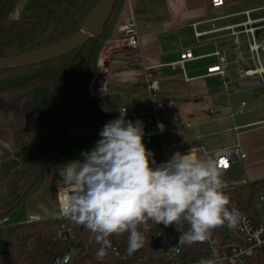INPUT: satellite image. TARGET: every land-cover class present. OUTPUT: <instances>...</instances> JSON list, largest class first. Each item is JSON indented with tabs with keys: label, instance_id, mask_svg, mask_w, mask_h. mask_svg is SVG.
I'll use <instances>...</instances> for the list:
<instances>
[{
	"label": "crops",
	"instance_id": "crops-1",
	"mask_svg": "<svg viewBox=\"0 0 264 264\" xmlns=\"http://www.w3.org/2000/svg\"><path fill=\"white\" fill-rule=\"evenodd\" d=\"M131 9L140 36L139 47L130 50H115L106 58H101L95 74L99 93L91 96L87 89L82 92L64 137L54 153L47 174L38 189L21 208L23 213L18 211V214L12 215L8 218L9 223L11 219L21 223L30 216L48 218L59 213L56 194L57 189L63 186V183L59 182L61 179L60 166L76 159H82L81 153L91 150L96 141L100 139L99 133L91 134L83 129L82 119L90 110L93 100L111 94H119L122 102L136 112L135 116L129 118L130 120L143 121L145 131L143 142L150 151L154 152V160L157 163L165 162L166 155H173V152L168 150L170 144L164 141V136L184 130L174 128L176 122L174 119L165 120V116L163 117L165 111L178 108V116L184 117V120L180 117L179 122L188 119L185 121L187 129L196 128L195 134L187 139L188 142L219 134L221 130L213 129L216 125L224 124V130H222L224 133H237L236 143L219 147L209 144L206 146L201 143L193 146L187 145L180 152L194 148L213 151L240 143L245 149L247 158L233 164L229 172L237 169L235 175L240 179L230 186L264 179V118L232 125L230 121L236 117L237 113L231 112L229 101L221 103L222 96L231 98L233 94L252 90L232 93L231 96L224 93L223 82L234 81L233 87L237 86L233 42L231 38L223 37L216 46L218 34L199 40L195 36L193 24L198 23L197 30L201 32L210 30L213 22L219 26L218 22L221 17H207V11L214 10L209 1L131 0ZM128 16V6L124 4L120 7L106 40L118 38L117 27ZM187 50L192 51L193 59L186 60L182 66L174 67L173 64H178L181 61V54ZM217 50L225 56L229 64L224 78L207 74V69L218 62L215 55ZM149 79L160 80V90L155 97L148 89ZM49 98L50 91L44 87L13 95H0V138L11 145L9 152L16 151L15 136L18 132L34 130L42 126ZM158 102H172L174 106L172 109H165L154 114L151 107ZM206 110L210 111V115L204 117L200 112ZM196 111L198 114L195 115ZM188 112H192L195 116L192 119L191 117L186 118ZM161 124L165 127L164 132H161L158 127ZM205 127L208 131L200 130ZM249 128H251L249 132L238 133L241 129ZM185 132L189 131L185 130ZM17 162L16 155L4 158L0 148V185ZM240 167L241 170L238 169Z\"/></svg>",
	"mask_w": 264,
	"mask_h": 264
},
{
	"label": "trees",
	"instance_id": "trees-1",
	"mask_svg": "<svg viewBox=\"0 0 264 264\" xmlns=\"http://www.w3.org/2000/svg\"><path fill=\"white\" fill-rule=\"evenodd\" d=\"M101 0H26L20 15L12 17L20 0H0V59L39 51L61 43L79 33L83 22ZM122 0H118L109 23L96 37L74 52L57 60L27 68L0 72V95H13L37 87L50 91L44 121L38 129L18 132L15 136L16 151L4 149L3 157L16 155L18 162L0 185V222L21 210L27 199L43 181L55 151L60 145L77 101L94 75L95 63L102 41L116 19ZM119 94H111L91 102L90 110L83 116L82 127L91 134L99 133L103 126L117 118L121 107H126ZM131 116L127 115V119ZM0 140H2L0 138ZM232 207L260 219L255 207L257 195L264 191V179L246 182L222 189ZM73 224L58 215L42 218L34 223L0 225V264H52L55 257L66 252L55 241L61 223ZM187 224L165 227L149 222L141 249L126 255L121 242L123 234H113L109 239L111 249L102 259L96 258L100 245L92 232L76 224L78 254L74 264H166L160 248L169 246L176 233L186 231ZM226 226L212 230L215 245L204 243L184 245L183 260L196 263L218 252L228 243ZM231 239H235L232 235ZM123 253L116 255L114 247ZM264 264V251L250 261ZM223 264H228L224 263Z\"/></svg>",
	"mask_w": 264,
	"mask_h": 264
},
{
	"label": "clouds",
	"instance_id": "clouds-1",
	"mask_svg": "<svg viewBox=\"0 0 264 264\" xmlns=\"http://www.w3.org/2000/svg\"><path fill=\"white\" fill-rule=\"evenodd\" d=\"M117 111L120 115L103 126L93 148L81 153L82 159L60 166L59 173L65 186L64 192L58 190L59 210L94 234L100 245L98 260L111 249L113 234L127 233L126 255L137 252L149 222L165 227L187 224L177 248L198 242L214 246L212 230L238 226L243 214L227 207L217 159L190 149L157 163L143 142V121L127 119V107ZM158 127L164 130V125ZM0 146L11 151L6 141L0 140ZM67 261L65 257L57 264ZM198 264H223V258L214 250Z\"/></svg>",
	"mask_w": 264,
	"mask_h": 264
},
{
	"label": "built area",
	"instance_id": "built-area-1",
	"mask_svg": "<svg viewBox=\"0 0 264 264\" xmlns=\"http://www.w3.org/2000/svg\"><path fill=\"white\" fill-rule=\"evenodd\" d=\"M211 8L218 9L226 6L230 0H208ZM126 4L129 10V16L122 22L120 26L117 27V32L121 35V39H111L108 41L113 44V47L118 50L126 49H136L140 45V36L137 31L136 19L131 9V0H126ZM252 11H246L243 14L246 15L247 19L240 23L228 24L224 26H216L212 24V28L208 31H198V23L193 24L195 30L196 38L202 39L209 35L218 34L217 42L215 45L218 46L219 40L223 37L231 38L234 45V54H235V63L237 68V78L236 87H233L234 81L223 82V90L227 96H231L232 93L241 92L248 89H253L258 86L264 87V64L261 60L260 53H264V17L252 19L250 17ZM242 35L246 36L247 40V54L241 49L242 44ZM258 38H262L258 42ZM107 49V48H106ZM103 52V51H102ZM105 52V51H104ZM104 54V53H103ZM215 55L218 58V62L211 65L207 69V74L210 75H219L222 78L225 76V72L228 67V62L226 61L225 56L217 50ZM104 55L100 56L103 58ZM193 59L192 51H185L181 54V61L178 64H173L174 67L177 65L182 66L186 60ZM158 70L159 68H155ZM97 78L95 76L89 83L87 90L91 96H95L99 93L97 89ZM148 89L153 93L154 97L158 94L160 90V80L158 79H149L147 81ZM156 99V98H155ZM174 104L172 102H158L154 103L151 107V110L154 114H157L165 109H172ZM127 107V115L135 116L136 112ZM161 131V130H160ZM165 131L164 130L161 132ZM194 152L201 157L212 156L217 159L219 162L220 169L222 171V179L227 177V172H229L233 164L236 162H241L247 158V154L243 146L239 143L232 147H222L213 151H208L205 148H194ZM183 151L182 153H187ZM172 155H166L165 161H167ZM221 161H226V166L221 164ZM58 190L64 192L65 186H60L57 189V204L59 209L58 202ZM256 210L259 212L260 219L258 220L251 214H248L244 211H241L243 214L238 226L232 231H227L228 243L225 247L221 248L217 253L223 258L224 263L228 264H251L250 261L253 258H256L261 251H264V191L260 192L255 200ZM58 216L61 218L64 217L60 210ZM42 218L37 216H30L26 223H34L41 221ZM68 219V218H67ZM23 223V222H21ZM9 224L8 218L0 222V225ZM11 225V224H10ZM76 224L70 223H61L59 224L55 241L60 242L66 252L62 255H59L54 258L52 264H57V261H63L65 257L68 258L67 264H74L75 257L78 254V249L76 242L78 235L75 230ZM179 230L172 243L169 246L164 245L160 248L162 256L166 259V264H198L188 263L183 260V246L177 248L178 240L182 234ZM234 236L235 239H231V236ZM212 238L214 234L212 233ZM123 246H127V233L123 234L121 238ZM207 247H210L208 242H203ZM116 255L122 254L123 249L119 246L114 247Z\"/></svg>",
	"mask_w": 264,
	"mask_h": 264
},
{
	"label": "rangeland",
	"instance_id": "rangeland-1",
	"mask_svg": "<svg viewBox=\"0 0 264 264\" xmlns=\"http://www.w3.org/2000/svg\"><path fill=\"white\" fill-rule=\"evenodd\" d=\"M25 1L26 0H20L18 6L16 7L15 11L12 14V17L17 18L20 15ZM124 4H126V0H122L119 6V9ZM119 9H118V12H119ZM245 11H253L250 15L252 19L264 17V0H231L230 3H228L224 7L214 9L211 11H207V17H211V18L221 17L220 21L218 22V25L224 26V25H228L232 23L245 21L247 17L246 15L241 13ZM227 16H231V17H227ZM118 38L121 39L120 34L118 35ZM261 39L262 38H258V42H260ZM110 40L111 39L109 38L108 40L104 39L102 41L101 48L97 55L93 77L97 73L99 63H100V56L104 55V58H106L113 51L118 50L113 47L112 43L108 42ZM246 42H247L246 36L242 35L241 49L247 54L246 51L248 49V46ZM260 55H261V60L264 64V53L261 52ZM233 77H235V75H233ZM89 83L87 84L86 89ZM227 101H229V104L231 105V112L237 113L236 117L234 119H231L230 121V124L232 125L234 123L243 124V123H247L252 120L264 118V87L262 86L255 87L249 91L233 94L231 98H226L223 96L221 97V103L223 102L227 103ZM178 114H179L178 108H176L173 111H165L163 113V117L165 116L164 117L165 120L174 119L176 121L174 123V128H176L177 130L184 129L183 132L182 131L180 132L179 130L176 134L170 133V134L165 135L163 138L164 141H167V144H170V149L168 150L172 151L173 152L172 154H174L176 151H181L185 149L187 145L193 146L194 144L196 145V144L201 143V144H205L206 146L209 144L210 146L219 147V146H224L226 144H232V143L237 142V138H236L237 133H224V131H222L224 130V127H223L224 124L222 126L216 125L215 128H213L216 130L219 129V131L221 130L219 134L214 135V136H209L205 139H199L193 142L191 141L188 142L187 139L190 138L193 134H195L196 128L187 129V123L185 121L188 119H185V121L179 122L181 118L184 120V117L181 115L178 116ZM196 114H198L197 111L195 112V115ZM200 114L204 117H207L208 115H210V111L206 110V111L200 112ZM195 115H192V112H188V115H186L185 117L186 118L191 117L192 119ZM207 129L208 128L205 127V128H201L200 130L204 132V131H208ZM185 130H188L189 132L184 133ZM250 130L251 128L241 129L240 131H238V133H245V132H249ZM238 169L241 170V167ZM236 171L238 170L233 169L232 172H229L227 174V177L225 179H222V183L224 184L223 189L230 187V185H232L233 183H236L237 179H240V178H237V176L235 175ZM19 212L23 213L22 210L21 211L19 210ZM15 214H18V213L16 212ZM14 223H18V220L11 219L9 224H14Z\"/></svg>",
	"mask_w": 264,
	"mask_h": 264
},
{
	"label": "water",
	"instance_id": "water-1",
	"mask_svg": "<svg viewBox=\"0 0 264 264\" xmlns=\"http://www.w3.org/2000/svg\"><path fill=\"white\" fill-rule=\"evenodd\" d=\"M117 2L118 0H101L83 22L81 31L61 43L39 51L0 59V72L40 65L74 52L104 30Z\"/></svg>",
	"mask_w": 264,
	"mask_h": 264
},
{
	"label": "snow or ice",
	"instance_id": "snow-or-ice-1",
	"mask_svg": "<svg viewBox=\"0 0 264 264\" xmlns=\"http://www.w3.org/2000/svg\"><path fill=\"white\" fill-rule=\"evenodd\" d=\"M220 163L226 166V161H221Z\"/></svg>",
	"mask_w": 264,
	"mask_h": 264
}]
</instances>
